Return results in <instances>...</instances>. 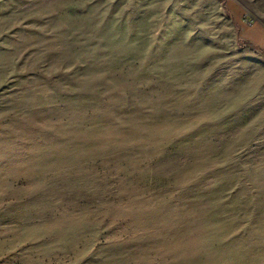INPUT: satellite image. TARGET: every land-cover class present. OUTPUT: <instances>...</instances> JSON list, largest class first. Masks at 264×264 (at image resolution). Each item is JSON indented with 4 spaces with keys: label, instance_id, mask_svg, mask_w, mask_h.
I'll list each match as a JSON object with an SVG mask.
<instances>
[{
    "label": "rangeland",
    "instance_id": "obj_1",
    "mask_svg": "<svg viewBox=\"0 0 264 264\" xmlns=\"http://www.w3.org/2000/svg\"><path fill=\"white\" fill-rule=\"evenodd\" d=\"M0 264H264V0H0Z\"/></svg>",
    "mask_w": 264,
    "mask_h": 264
}]
</instances>
